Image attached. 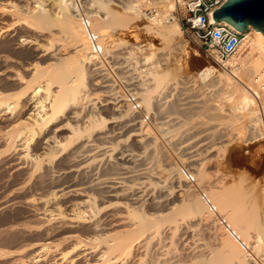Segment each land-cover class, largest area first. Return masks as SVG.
<instances>
[{"label": "bare ground", "instance_id": "obj_1", "mask_svg": "<svg viewBox=\"0 0 264 264\" xmlns=\"http://www.w3.org/2000/svg\"><path fill=\"white\" fill-rule=\"evenodd\" d=\"M25 1L24 3L28 7L29 3L27 1V4ZM178 1L181 3L183 2V0H159L158 4L161 8H163L164 13L167 15L175 9V5ZM92 2V6L95 10V12L91 14V17L93 18V26L96 32L104 35L101 37H106L102 38L104 43L107 39L110 40L112 34L108 32L115 29V27H127L130 22L143 19V16L146 15L143 14L142 6L140 7L143 0H138L137 3L129 2L124 6V11L122 12L112 8L113 5H111V0H93ZM11 4L10 5L13 6L15 10L17 8L16 11L18 12L17 15H19V23L20 21L27 23L32 30L36 29V32H41L45 29L50 30L51 32L53 28H56L58 32L60 31L59 33H61V35L63 34L64 38L62 44L59 45L58 42V47H55V38H48V45L42 44L40 46L44 49L46 48L44 50L45 52L50 51L52 48L53 54L47 55V52L35 55V57L39 59V62L33 64V67H30L32 68L30 79H27L26 76L22 74V70L20 71L16 69L14 71L7 56H5L7 53H19V48L22 47V44H18L17 42L19 41H17V39H11L6 48L0 49V91L1 89L5 91V93L0 92V112L10 111V113L14 114L12 118L4 123L3 128L0 127V147H5L6 150H4L6 152H13L12 155L10 154L11 156H8V158L4 160L5 162H2L4 163L3 171H7L9 178L17 180V178L22 177L23 180L18 184L15 183L17 184L16 188L8 195L16 197H11L13 199H9L1 203L0 210L12 207L15 208L18 206H20V208L26 207L37 217L39 215H45V217L47 216L44 222L41 220L43 224L48 225L47 228L49 225H53L54 227V224L58 223H62V226H64V223L71 224L68 225L70 227H66L68 228L66 231H64L65 228L63 229L62 226H59L61 229L59 228L56 239H53L49 229L44 227L45 225L42 224L40 227L38 225V229H32L33 232L31 230L32 234L35 233L33 241L36 243L27 245L21 253H26L28 255L33 253L35 255L37 254L38 257L54 255L57 253L59 257L62 256L60 259L62 262L69 257V255L79 250L80 246H82L81 244L85 243L82 238L84 237L90 241V243L87 242L89 244H85L84 247L90 246L88 249L91 250L92 253H96V262L102 264H125L129 259L138 257L141 252H144V254L143 256H140L142 259L139 260V264H144L143 262L146 258L152 255L153 248H156L159 252L161 251L160 253L154 251L156 252V255L157 253L160 255L157 258L155 256V258L152 257V259H150L151 261H154L155 259V262H152L153 264H264V205H261L263 200L259 201V197L256 196V198L251 195L252 193L249 194L250 191H252L249 189L250 186H247L248 188L245 186V188L249 189V191L246 189L249 192L246 193V191L244 192L241 188H238V185L237 187H232L236 185V182H234L235 184L233 183L234 185L231 184V187L229 188V186H225V180H222L224 185H221L219 189L217 187L220 186V182L218 183L219 186L214 185L216 188L210 186L207 182L209 179L208 177H210V173L207 172L206 168L209 166V163H212L210 162V159L207 160V157L217 148L219 150L225 148V145L224 147H217L218 145H215L216 142L215 144L212 143L213 141L207 142L211 137L215 138L210 135L213 133L209 132V136L208 134L206 135L209 139L205 136L207 141L203 138L205 139V144L202 143L204 144L203 146H205V149L203 148L204 150L202 149L201 152L195 154L193 153L194 155L189 158L185 157L187 159L181 158L179 160L182 164H186L188 159H192L187 162L189 165L188 168H190L191 162L192 164L193 162H195V165L197 164L196 167L191 164V170H195L194 173L197 177L199 186L208 193L212 202L217 206L220 213L226 217L229 224L241 240L252 249V257H248V254L244 251L241 245L234 238L227 235L217 224L214 216L209 212L201 197L195 193V190L190 185L187 186L188 184H184L182 182V177L179 174V169L182 165L178 166L176 163L172 162L173 160H168L169 157L172 159L174 158L169 156V154H166L168 159H165L164 162L166 163V160H168L167 165L162 164L163 167L159 165L161 163L157 164L156 159L158 158V155L154 160L153 154L152 159L154 161L151 162L152 164L156 161L155 163L157 165L156 167L154 166L153 169L155 170V177L152 175L153 180L156 178L161 181H159V184L155 179L157 183L155 181V183H153L159 184L156 185L158 188L161 183H163V188L167 189V193H165L166 199L164 198L165 200L161 199L163 196L161 197L162 194L160 192V200L166 201V206L164 207L161 205L162 208L159 206V210L162 211V213H159V210L158 213L152 212L151 214H148L145 211V204L147 200L145 197L147 196V192L145 191L146 189L144 186L148 180L145 181L142 178V175L144 177L145 174H148V170L150 168L149 166H151V164L146 163L148 161L142 163L141 160L144 158L143 155L147 158L146 153L149 150L150 154L153 151H155V154L157 151L159 152L160 146L154 129L156 128L160 130L164 137H168L171 132L168 134L165 132H168L170 127H172L171 124H174V121L171 119L172 115L168 119H171L173 122L168 119L165 120V118L162 117V114H159L160 117L155 116L158 114L155 110L158 112L160 111V107L163 110V106H165L163 105L165 103H160L161 100L159 96L161 94L159 95V93H161L169 85H174V90L176 89L180 91H182L181 89L183 87H188L187 85L180 87V84H182L180 80H178L180 77L177 78L178 76H172V72H169L170 70L168 71L166 68L163 69V65H166L162 64L165 58H159L160 60L157 63H152L148 66L150 64L149 62L155 55H144V62L138 61L139 59H136V55L139 51L143 52L142 47L138 45L135 47L134 44L130 45L127 42H122L124 40H121V42L119 40L120 43L118 44L115 43L116 41L113 42V40H108L106 45L104 44L105 52L108 53L109 56L111 55L109 58L115 57V52L118 51V49H127L126 53L123 54H128V56L122 57L121 60H124V63H127L126 67L132 65L134 70L131 72L134 71L137 77L134 74H131V76L134 75L135 77L129 79L130 77H127L129 75L126 73L125 76L128 80V83L126 84H130L131 86V84L134 83L135 85L136 83L139 88V91L136 90V92H134L135 89H132L133 86H128L129 89L127 92L132 91L134 95H137V97L141 100V105L148 114H155L153 115L155 116L154 118H157L158 120V118L162 117L164 120L160 119L157 123L155 121L156 127L152 129L153 127L151 128L150 124H145L142 120L138 119L139 117H136V115V118H133L134 113L131 106L124 104V101L126 100L125 93L123 94L116 90V84L114 85L111 82L112 78L108 70L104 65H98L93 71H96L94 75H96L98 71L103 74L100 79V74L98 73L99 76L97 77L99 80L96 81V85L101 86L98 88L107 89L106 91L104 90V93H108V96H110L109 99L114 100V102L108 100V104L115 105L112 110L113 112L109 115L111 117L109 118L106 116V118L102 116L101 111H99L101 113L95 111L98 109V107L95 109L97 102H101L98 101L100 96L97 98L96 102L92 97L94 94L90 92V90L93 91V87H90L92 66H95L98 62L96 63L95 57L89 50L86 37L82 31L80 23L76 18L74 10L69 6V0H37V5L39 4V7L38 9L32 7V11H34L32 14L28 12L24 13L21 10L19 11L18 4H15V2H11ZM148 19L151 24L147 25L144 23L146 25L144 28H146L148 32H154L160 37L162 36L166 39L179 37L183 34L182 29L177 22L161 24L156 18ZM31 28H28V32H24L25 38L23 43L25 44L26 42L27 45H33L35 43L38 45L41 44L38 43L39 40L32 37L33 35H30L29 31H32ZM245 35V40L243 41V44L237 54L225 62L226 64L222 65L220 70L212 65L204 66L197 72L195 79L193 78L194 81L191 80L195 83L197 79L202 82L209 79V84H205L207 85L205 88L206 93L204 92L206 98L203 96V88H201L203 89V94L200 93L202 95L201 97L204 100V98L207 99L208 95L212 96V94L219 91L221 97L218 103H212L211 101L209 102V100H205L207 103L202 101L200 96H198V92L201 89L196 94V97H199L201 100L198 102L199 99H195L196 97L193 96L195 94V86L191 84L189 86V91H191L192 95L190 94V97L193 96V99L188 95V97L178 95L181 97L184 96V100L188 98V100L191 99L193 102L195 101L194 103L196 106H198L197 104L204 102L205 105L202 106L204 107L203 111L211 112L213 116L216 115L217 117H215L220 121L223 116L222 114H224L222 125H226V127L232 125L231 127L233 128L235 125L237 126L238 124H242L239 122L243 119L237 116V113L239 112L245 113L247 111L246 113H248V115L254 117L256 112L258 113V110L256 109L257 106L260 108L262 107V111L259 107L258 109L264 117V36L261 32L256 31V29L252 27L245 32ZM45 41L46 39L44 42ZM75 45L76 47H74ZM48 46L49 48H47ZM128 48H130V50H128ZM20 54L22 55L21 58H26L27 56L26 52ZM120 56L121 55H119V59L117 60L119 62L121 61ZM214 61L219 64L218 60ZM116 63L118 64V62ZM119 64H121V62ZM235 64L240 65V69L238 71L228 68V66H233ZM141 66H145V69H141ZM115 67L118 68L120 66L116 65ZM100 69L102 70L100 71ZM103 70H105V72H102ZM170 77H172V79ZM129 80H132V82ZM191 81L188 82V84L191 83ZM186 87L184 89H186ZM220 90L222 91L221 93ZM241 91L242 100L239 99V96L237 103H234L233 98L235 97V94H239ZM100 94H102V92ZM157 97L159 98L156 99ZM180 98L179 100L183 102L184 100ZM179 100L178 102H181ZM186 101L183 103L181 102L182 106L189 105V101H187L188 104L185 103ZM196 101L198 103H196ZM102 102L101 104H103ZM121 102L124 103L121 104ZM190 102V104H194L192 101ZM227 102H230V113H224L227 107L226 105L228 104ZM88 103L89 105L92 103L93 109L90 110V107V111L87 112L85 111L87 110V107L85 106L86 104L88 105ZM191 106H185L186 108L183 106V110H188L190 108V110L193 109V112L195 109L193 106L195 105L192 106V109ZM248 110L251 112H248ZM211 113L209 115H211ZM164 116L167 118L169 115L167 116L166 114ZM259 116L258 118L255 117L254 120H251V127L256 131V135L258 134L257 132H259L263 138L264 132L261 128V119L263 117L260 119ZM174 118L176 122V117ZM136 119H138V121ZM108 124H114V127L110 125L112 128H107ZM200 129L201 128H199V130ZM204 130L206 129L204 128ZM204 130H200L201 132L199 131V134H197L201 136L200 133ZM227 130L229 131V128H224L225 132L223 133L228 134ZM97 132H100V136H98V138L95 137L97 138L95 139L94 134ZM206 132L208 133V130L202 134L205 135ZM252 134L255 137L254 139H256L255 133ZM123 137H126L127 142L132 139L134 142L139 144L140 150L142 148L144 151L142 150L141 153H136V149H132L133 146L130 148L131 145H129V147L125 146L124 148H120L118 142H122L120 138L123 140ZM151 137H153L154 140L151 143H148L150 140L147 142V139ZM169 138L171 137L169 136ZM213 138L211 139L213 140ZM112 139H119L120 141H116L117 143L115 144L111 142ZM83 140L85 142H83ZM96 141H102L103 143H101H106V145H101L100 143V145H97L95 144ZM130 144H132L131 141ZM185 144L189 145L187 143ZM185 144L183 146H186ZM124 145H126L125 142ZM179 147L181 148V146ZM150 148L153 149V151H151ZM198 148L200 149L199 145ZM165 151V148L163 151L161 150L162 154H165ZM190 151H192V149H189V152ZM203 152H205V154ZM97 154H99L98 156L100 157L99 161L101 162L102 160L104 163L109 157L113 156L114 158V155L119 154L118 160H121L123 163L115 159V161L117 160V163H120L110 168V177L105 174L107 175V178L103 177L104 179H98L99 181L97 180L98 182L96 181L97 183H94L96 188H93V182L87 174L84 175V178L88 177V180L86 179V181L82 184L77 183V173H80L82 169L89 170V168L94 165V161L97 160V157L94 158ZM150 154L148 156H150ZM160 155L159 158L161 157ZM102 156L103 158H101ZM106 162H108V160ZM111 164L113 165L114 163L111 162ZM102 167L105 169L104 165ZM220 171L218 174H223ZM107 172L108 171H106V173ZM71 174H73L72 177ZM136 174L141 175L140 178L144 180L145 184H143V182L140 183V180L137 183L135 182V184L133 183L135 178L137 180L139 178ZM69 175L71 179H68ZM101 175H104V172H102ZM149 176L150 177H147V175H145L144 178L147 177V179H152L150 174ZM133 177L134 179H131L133 184L130 181L129 182L131 184H129L127 180ZM214 178L213 180L218 177ZM210 180L211 177L209 182ZM244 180L245 179H243V181ZM173 181H176L178 184L177 191H175L176 186L173 187L174 184L177 185L176 183H174L173 186H170L171 184L168 186V184ZM31 182L32 185L30 184ZM28 183L31 186H29ZM48 183L52 185V191L51 193L49 192L50 194L48 196L44 197V195H41L40 191H42L43 185H47ZM149 183L152 187L153 183L148 182V184ZM142 184L143 187H141ZM27 185L29 187H27ZM222 186H224V189ZM151 187H148V189H151ZM157 187L154 188L156 189ZM163 188L160 189L164 191L165 189L163 190ZM156 190L155 195L157 193ZM153 192L152 195L155 196ZM177 192L180 193L178 197L175 194ZM155 197H157V195ZM158 200L159 199H157V202L159 203ZM155 201L156 199L152 202ZM158 203L155 202L154 204ZM39 204L40 207L44 205L42 210L39 207L37 208ZM262 204H264V202ZM144 206L145 208H143ZM113 208H118V210L112 211ZM163 208H166L167 210H165L164 213ZM157 209L158 208L155 210ZM151 211L153 210H150V212ZM190 222H194V224L188 225ZM182 228H185L186 231H193V238L190 235L192 233L191 231L189 234L191 237L186 235L190 239L192 238L191 243L193 245L188 246L191 244L190 241H188L190 243L188 244V242L183 239V242H187L184 246L187 245L189 248L186 247L178 249V242H182V239H179L181 238L179 233L182 232L180 231ZM166 229L169 231L168 236L170 237V241L166 239L167 237L165 238L170 242V244H166L169 245V247H166V245L163 244V242L166 241L165 239V241L162 242V238L165 236L163 234L167 231ZM25 233H20L22 234V238L27 237ZM28 233L30 232L28 231ZM184 233L187 234L189 232ZM205 233L206 235L204 236ZM207 235L209 239L206 238ZM203 237L208 239V242ZM68 243H71V246L69 248H65ZM161 245H164L166 248ZM162 247L166 250H162ZM69 264H71V262Z\"/></svg>", "mask_w": 264, "mask_h": 264}, {"label": "rangeland", "instance_id": "obj_2", "mask_svg": "<svg viewBox=\"0 0 264 264\" xmlns=\"http://www.w3.org/2000/svg\"><path fill=\"white\" fill-rule=\"evenodd\" d=\"M0 1H2V2H0V49H3V48H6L7 46H8V44H9V41L11 40V39H17V41H19V42H17L18 44L20 43V45L22 44V47H20L19 48V53H17V54H5V56H7V58H8V60H9V63H10V65L12 66V68L14 69V71L17 69V70H22L21 72H22V74L23 75H25L26 76V78L27 79H30V77H31V72H32V68H30L31 66L33 67V64H35V63H37V62H39V59L38 58H36L35 57V55L36 54H38V53H40V54H44V53H47V55L48 54H53V49L51 48L50 49V51H47V52H45L44 50L46 49H44L43 47H40L42 44H44V45H48V41H49V39L51 38H55V42H54V44H55V47H58L60 44H62V41L64 40V38H63V34L61 35V33H59L58 32V30L56 29V28H53L52 30H51V32H53V33H51L50 32V30H43V31H41V32H39V31H35L34 29L32 30V28L27 24V23H25V22H22V21H20V23H19V19H18V17H19V15H17V8H16V10H15V8L13 7V6H11L12 4H11V2L12 3H14L15 2V4H18V9H19V11L21 10L22 12H24V13H30V14H32V12H34V11H32V7L34 8H37L38 9V7H39V4L37 5V0H24L26 3H27V1H28V3H29V6L27 7V5L24 3V1L23 0H17V2H16V0H9V2H8V0H0ZM7 1V2H6ZM22 1V2H21ZM32 1V2H31ZM93 0H91V1H89L90 2V7H89V10H90V12H89V14L91 15L93 12H95V10H94V8H93V2H92ZM124 4H121L118 0H111V5H113L112 6V8L113 9H116L117 11H119V12H122V11H124L123 9H124V6L125 5H127L129 2L131 3H135V1L133 2V1H131V0H121ZM184 1V0H183ZM22 4H21V3ZM31 2V3H30ZM110 2V1H109ZM27 3V4H28ZM11 4V5H10ZM28 8H30V9H28ZM48 8H50V7H48ZM93 8V9H92ZM94 10V11H93ZM26 11V12H25ZM142 11H143V14L145 15V12H144V10L142 9ZM16 12V13H15ZM13 14V15H12ZM17 15V16H16ZM144 18H146V19H144ZM143 20V21H142ZM147 24V25H149V24H151L150 23V21H149V19L147 18V16L145 15V16H143V19H140V20H135V21H132V22H130L129 23V26H127V27H123V26H118L117 28L115 27V29H113L112 31H110V32H108V33H110V34H112L111 35V37H110V40L109 39H107V41L106 42H108V40L109 41H112L113 40V42H115L116 44H118V43H120L121 42V40H124V41H122V42H127L128 44H134L135 45V47L138 45V46H140V47H142V49H143V52H141V51H139L138 52V54L136 55V59L138 60V61H141V62H144V60H143V58H145L144 57V55H146V56H150V55H152V54H154L155 56L152 58V60L149 62L150 64L148 65V66H150L152 63L154 64V63H157L160 59H164L165 58V60L163 61V63L162 64H166V65H163V69H165L166 68V70H170L169 72H172V76L173 75H175V76H178L177 78H179L180 77V79H178V80H180V82L182 83V84H180L179 86L180 87H183L184 85H187L188 87H186V89H184L185 87H183L181 90L182 91H180V90H174V88L173 87H175L174 85L172 86V85H169L167 88H165L161 93H159V97H160V100H161V102L160 103H165V104H163V105H165V106H163V110H162V108L160 107V111H156L155 110V112L156 113H158L157 115H155V114H151V122L150 123H148V124H150V126H151V128L152 129H154L155 127H156V123L160 120V119H163L164 120V118H165V120H167L168 118H170L171 117V115H172V117H171V119L174 121V124H171L172 125V127H170V130L168 131V132H165V133H170L169 135H168V137H164L162 134H161V132H160V130H158V129H154V132H155V135L157 136V138H158V142H159V146H160V148H159V152L157 151V153L155 154V151H153V149H151V151H153V152H151V154H150V150L146 153V155H147V158H145V155H143L144 156V158H143V160H141L142 161V163L143 162H146V161H148V162H146V163H150L151 164V162H153L155 159H156V156L159 158V155L161 156L159 159L157 158L156 160H157V164H159V163H161V164H159V165H161L162 167H163V165L162 164H164V165H167V161L168 160H170L171 159V161L172 162H174V163H176L178 166H181V165H184V166H186V165H188V161L190 160H192V159H188L187 161H186V164H182V162L179 160V159H181V158H184V159H187V158H189L190 156H192V155H194L195 153H198V152H201L202 151V149L204 148L205 149V146H203L204 144H205V139H206V141H207V134H208V136H209V134L210 133H213V134H210L211 136H214L215 138H213V137H211V138H213V140L210 138V140H208L207 142H209V141H213L212 143H214L215 144V142H216V146L217 147H221V146H223L224 147V145H225V148L223 149L222 148V150L220 149H216L215 151H213V152H211L210 154H209V156L207 157V160L208 159H210L209 161L210 162H212V163H209V166L206 168V170H207V172H209L210 173V177H211V180H210V182H209V179H210V177H208L209 179L207 180V182L210 184V186H212V187H215L216 185H218V183L220 184V186L219 187H217L218 189L221 187V185H224L225 183V186H229V188L231 187V184L232 185H234L235 183L234 182H236V185L235 186H232V187H237V185L239 186L238 188H241L244 192L246 191V193H249L248 191H249V189H251L252 191H250V193L249 194H251V195H253L254 197H259L258 198V200L259 201H262L261 202V205L263 206L264 204H262L263 202H264V194H263V182H264V135H263V138H262V136L260 135V133L259 132H257L258 134L256 135V131L251 127V120H254L255 119V117H257L258 118V116L261 114V109H262V107L260 108L259 106H257L256 107V109L258 110V113L256 112V115L254 116V117H251L250 115H248V113H237V116L238 117H241L243 120H241L239 123H242V124H238L237 126L235 125V127L233 126V128L231 127L232 125H230L229 127H226V125H222V122H223V116H224V114H222L223 116L220 118L221 119V121L218 119V118H216L215 116H213V114L211 113V112H209V111H203L204 110V107H202L203 105H205V103H207V102H205V100L206 101H208L209 100V102L211 101L212 103L213 102H215V103H218V101H220V97H221V94H219V91H217V92H215L214 94H212V96H207V99H205L206 98V95H205V93H206V86L209 84L208 82H209V79L208 80H206L205 82H202V81H199L198 79L195 81V83L194 82H192V81H194L193 80V78L195 79V75L197 74V72L202 68V67H204V66H209V65H212V66H215L217 69H221L222 67V65H225L226 63H224V64H218V63H216L215 61H214V59H212V58H210V57H208L203 51H202V49H201V47H200V43L198 42V41H196V40H194V38H192V37H190V36H187V35H184V34H182L181 36H179V37H171V38H163L162 36L160 37L159 35H157V34H155L154 32H148V30H146V28H144L146 25L145 24ZM28 28H31V32L29 31V33H30V35L34 38V39H36V40H39L38 41V43H41V44H31V45H27L26 44V42H25V44L23 43L24 41V38H25V33L26 32H28L27 30H29ZM124 29V30H123ZM21 32H22V34H21ZM25 32V33H24ZM47 32H49V33H47ZM24 33V34H23ZM51 34V35H50ZM52 34H53V36H52ZM24 35V36H23ZM35 35V36H34ZM59 35V36H58ZM108 35V34H107ZM37 36V37H36ZM100 36H104L103 34H100ZM22 37V38H21ZM46 39V41L44 42V40ZM49 38V39H48ZM102 38H106V37H102ZM113 38V39H112ZM119 40H120V42H119ZM61 41V42H60ZM58 42H59V45H58ZM106 42L104 43V41H103V43L106 45ZM46 43V44H45ZM24 44V45H23ZM4 45V46H3ZM25 45H26V47H25ZM78 45V44H77ZM104 45V46H105ZM73 46V45H72ZM55 47H54V49H55ZM74 47H76V45L74 46ZM73 47V48H74ZM24 48V49H23ZM27 48H29V49H27ZM47 48H49V46L47 47ZM105 48V47H104ZM120 48H122V47H120ZM20 49H21V51H20ZM23 49V50H22ZM26 49V50H25ZM71 49H72V47H71ZM118 49V48H117ZM126 50L127 49H125V50H120V49H118V51H116V52H118V53H116L115 52V57L117 58V56H118V58L116 59L115 57H113V58H109L110 56H109V54L108 53H106V55H107V57H106V61L104 60V61H102L101 63H103V65L105 66V68L108 70V72L110 73V76H111V82L116 86V90L117 91H119V92H121V93H127V90L129 89V87L128 86H130V84H126V83H128V80H127V77H130L129 79H131V78H134L136 75H135V72L133 73V72H131L132 70H134L133 69V67H132V65L131 66H128V67H126V65H127V63H124V60L122 61L121 60V58L122 57H126V56H128V54H123V53H126ZM128 50H130V48H128ZM29 51V52H28ZM27 53V56H26V58H21L22 57V55L20 54V53ZM50 52V53H49ZM122 53V54H121ZM31 54V55H30ZM119 55H121L120 56V62H121V64H119L120 62L119 61H117L118 59H119ZM241 55V54H240ZM10 56V57H9ZM164 56V57H163ZM139 57V58H138ZM160 58V59H159ZM21 61H20V60ZM110 59V60H109ZM114 59V60H113ZM141 59V60H140ZM169 59V60H168ZM136 61V60H135ZM165 61H167V62H165ZM27 62V63H26ZM116 62H118V64L116 63ZM165 62V63H164ZM97 63V62H96ZM95 63V64H96ZM123 63V64H122ZM117 66H120V67H118V68H116L115 66L116 65ZM98 65H100L99 63H97L95 66H92V70H91V72L93 73H91V75H90V81H91V85H90V87H93L92 89H93V91L92 90H90V92L91 93H93L92 95V97L95 99V101L97 102V98L100 96V98H98V101H103L102 103L104 104H101V102L100 103H98L97 102V104H96V108L95 109H97V107H98V109L97 110H95V111H97V112H99V111H101V112H99V113H101L102 114V116H104V117H111V116H109V115H111V112H113L112 110H113V107L115 106V105H112V104H108L109 102H108V100L110 101L111 100V102H114V100L113 99H109L110 98V96H108L109 94L108 93H104V88H98V87H101V86H98V85H96V81L97 80H99V78L101 79V75L103 74V73H99V71L97 72V74L96 75H94L95 73H96V71L95 72H93L94 71V69H95V67L96 66H98ZM122 65V66H121ZM101 66V65H100ZM112 66V67H111ZM134 66H135V64H134ZM115 67V68H114ZM132 67V68H131ZM147 67V66H146ZM28 69V70H27ZM115 69H117V70H115ZM141 69H145V66H141ZM102 69H100V71H101ZM121 70V71H120ZM111 71V72H110ZM102 72H105V71H102ZM107 72V71H106ZM25 73V74H24ZM98 73L100 74V77L98 78L97 76H99L98 75ZM124 73V74H123ZM126 73H127V75H129V76H125L126 75ZM131 74H134V75H132L131 76ZM171 74V73H170ZM93 75V76H92ZM29 76V77H28ZM91 76H92V78H91ZM94 77V78H93ZM96 77V78H95ZM125 77V78H124ZM137 77V76H136ZM98 78V79H97ZM171 79H172V77H170ZM174 78V77H173ZM182 78V79H181ZM95 79V80H94ZM126 79V80H125ZM134 80H136V79H134ZM133 80V81H134ZM192 80V81H191ZM130 82H132V80H129ZM191 81V83H189L188 84V82H190ZM129 82V83H130ZM172 82V81H171ZM179 82V81H178ZM179 82V83H180ZM120 83V84H119ZM184 83V84H183ZM187 83V84H186ZM192 83H194V84H192ZM204 83V84H203ZM207 83V85H205ZM211 83V82H210ZM92 84H93V86H92ZM190 84L191 85H194L195 87V94L193 95L194 97H196V94H197V92L201 89V88H203L204 89V91H203V93H204V100L202 99V95L200 94V93H202V90L203 89H201L199 92H198V96H200V99H202V101H204L203 103L201 102V103H199V104H197L199 107H200V109H199V107L198 106H196V104L193 102V100H191L190 98H192L193 99V96L192 97H190V94L192 95V93H191V91H189V86H190ZM118 85V86H117ZM128 87V88H126V87ZM131 86H133L132 87V89H135L134 90V92H136V90L137 91H139L138 89V84H136L135 83V85H134V83L133 84H131ZM130 86V87H131ZM172 87V88H171ZM200 87V88H199ZM97 88V89H96ZM123 88V89H122ZM137 88V89H136ZM171 88V89H170ZM102 89V90H101ZM131 89V88H130ZM178 89V88H177ZM198 89V90H197ZM107 90V89H106ZM105 90V91H106ZM168 90V91H167ZM1 93H5V91L4 90H2L1 89V91H0ZM102 92V94H100V93ZM132 92V91H131ZM222 91L220 90V93H221ZM99 93V94H98ZM189 93V94H188ZM202 93V94H203ZM241 94V95H240ZM96 95V96H95ZM178 95H184V96H186V97H190L189 99L190 100H188V98H186L185 100H184V98L183 97H181V96H178ZM188 95V96H187ZM237 96V97H236ZM240 96V100H242V91L239 93V94H235V97L233 98V101H234V103H237V101L239 100L238 99V97ZM159 97H157L156 99H158ZM182 98V100H184V101H189L188 103H189V105L191 106H193V105H195V106H193V107H195V109H194V111L192 112V106H191V109L192 110H190V108L188 109V110H183V106L185 107H190L189 105L187 106V105H183L182 106V103L184 102H182L181 100H179V98ZM209 97V98H208ZM112 98V97H111ZM180 98V99H181ZM195 99H199V97L197 98H195ZM194 99V100H195ZM198 100V102H200L201 100ZM178 100L179 101H181V102H178ZM141 101V100H140ZM187 101L185 102V103H187ZM190 101H192V103H194V104H190L191 102ZM94 102V101H93ZM95 102V103H96ZM197 101H196V103H198ZM107 103V104H106ZM124 102H121V104H123ZM179 103H180V105H179ZM187 103V104H188ZM228 103V104H227ZM226 104V109H225V112L224 113H230L231 112V110H230V102H227ZM125 104V103H124ZM167 104V105H166ZM201 105V106H200ZM100 106V107H99ZM108 106V107H107ZM126 106V105H125ZM85 107H87L86 109L87 110H85V111H90V110H92L93 109V105H92V103H90V105H89V103H88V105L86 104V106ZM91 107V108H90ZM104 107H106V108H104V110H103V108ZM185 107V108H186ZM196 107H197V109H196ZM203 109H202V108ZM254 107V106H253ZM258 107H259V109L261 110H259L258 109ZM89 108H90V110H89ZM102 108V109H101ZM109 110H108V109ZM182 108V109H181ZM107 109V110H106ZM171 109V110H170ZM253 109H255V108H253ZM255 109V111H257ZM103 110V111H102ZM111 110V111H110ZM107 111V112H106ZM186 111V112H185ZM201 111V112H200ZM109 112V113H108ZM177 112V113H176ZM206 112H208V113H206ZM248 112H251L250 110H248ZM103 113H104V115H103ZM211 113V115H209ZM162 114V117H164V118H158V120H157V118H154L155 116L156 117H160V115ZM167 114V118H166V116H164V115H166ZM175 114V115H174ZM202 114V115H201ZM239 114V115H238ZM153 115H155V116H153ZM178 115V116H177ZM12 116H14V114H12V113H10V111H6V112H0V127L1 128H3L4 127V123L6 122V121H8L10 118H12ZM134 117L133 118H136V117H138V116H136L135 117V114L133 115ZM106 117V118H107ZM174 117H176V122H175V118ZM260 117V119L263 117L262 116V114L259 116ZM108 118V119H109ZM178 118V119H177ZM209 118V119H208ZM214 118H216V119H214ZM138 119H140V118H138ZM138 119H136L137 121H138ZM152 119H154V120H152ZM171 119H168V120H171ZM171 120V121H172ZM177 120H178V122H177ZM262 120V124H261V128H262V130H263V132H264V117L261 119ZM155 121H156V123H155ZM162 121V120H161ZM172 121V122H173ZM199 121V122H198ZM220 121V122H219ZM171 122V123H172ZM132 123V122H131ZM178 123V124H177ZM204 123V124H203ZM74 124V123H73ZM146 124V123H145ZM155 124V125H154ZM176 124V125H175ZM200 124V125H199ZM112 127H114V124H108L107 126V128H112ZM170 125V126H171ZM195 125V126H194ZM202 126V127H201ZM204 126V127H203ZM198 127V128H197ZM199 128H201L200 130L202 131V130H204V128L206 129V130H204L203 132L205 133V131H207L208 130V133L206 132V134L205 135H203L202 133H200V135L201 136H199L198 134H199ZM208 128V129H207ZM224 128H229V131L227 130V133L228 134H224L223 132H225L224 131ZM191 129V130H190ZM156 130V131H155ZM187 130V131H186ZM199 130V131H198ZM189 131V132H188ZM200 131V132H201ZM215 131V132H214ZM210 132V133H209ZM98 133V134H97ZM97 133H95L94 134V138L95 137H97L98 138V136H100V132H97ZM182 133V134H181ZM187 133V134H186ZM198 133V134H197ZM252 133H255V135H256V139H254L255 137H254V135L252 134ZM184 134V135H183ZM216 134V135H215ZM180 135H181V137H180ZM186 135V136H185ZM203 135V136H202ZM163 136V137H162ZM169 136L171 137V138H169ZM189 136V137H188ZM195 136H197V137H195ZM201 137V138H199V137ZM207 138H206V137ZM258 136V137H257ZM260 136V137H259ZM193 137H194V139H193ZM253 137V138H252ZM97 138H95V139H97ZM189 138V139H188ZM195 138H196V140H195ZM203 138H205V139H203ZM258 138V139H257ZM260 138H261V140H260ZM189 141H188V140ZM198 139V140H197ZM200 139V140H199ZM209 139V138H208ZM124 141L125 142V144L126 145H124V142L122 143V142H118V141ZM120 140L118 139V140H114V139H112V141L111 142H113V143H119V147L120 148H124L125 146H128L129 147V145H131L130 146V148L133 146V148L132 149H136V153L138 152V153H141L142 152V148H141V150H140V146H139V144L138 143H136V142H134L132 139H130L128 142H127V140H126V137H123V140L120 138ZM150 140V141H149ZM154 139H153V137H151V138H149V139H147V142L148 143H151L152 141H153ZM176 140V141H175ZM194 142H193V141ZM203 140V141H202ZM217 140V141H216ZM230 140V141H229ZM258 140H260V141H258ZM109 141V140H108ZM115 141V142H114ZM117 141V142H116ZM130 141H131V143L132 144H130ZM169 141V142H168ZM198 141V142H197ZM83 142H85L84 140H83ZM97 142V143H96ZM95 142V144H97V145H106V143H104V144H102L103 142L102 141H96ZM102 142V143H101ZM134 142V143H133ZM168 142V143H167ZM190 142V143H189ZM191 142H193V143H191ZM196 142H197V144H196ZM100 143V144H99ZM129 143V144H128ZM185 143H187V144H189V145H186ZM202 143H204V144H201ZM218 143V144H217ZM122 144V145H121ZM135 146H134V145ZM186 145V146H183V145ZM109 145V144H108ZM124 145V146H123ZM172 145V146H171ZM176 145V146H175ZM191 145V146H190ZM198 145H199V147H200V149L198 148ZM164 146V147H163ZM167 147V149H166V147ZM179 146H181V148L179 147ZM183 146V147H182ZM202 146V147H201ZM169 147V148H168ZM174 147H175V149H174ZM179 147V148H178ZM214 147V146H213ZM212 147V148H213ZM227 147V148H226ZM164 148H165V150L167 151V153H166V151H165V154H162V152H161V150L163 151L164 150ZM183 148V149H182ZM6 150V148L5 147H3V146H1L0 147V204L1 203H3V202H5L6 200H9V199H13V198H11V197H16V196H13V195H11V196H8L9 194H11V191H13L15 188H16V185L18 184V183H20V182H22L23 180H22V177H19V178H17V180L15 179H13V178H9V175L7 174V171H3V165H4V163H2V162H5L4 160H6L7 158H8V156H11L12 154H13V152L12 151H8V152H6L5 150ZM177 149V150H176ZM189 149H192V151H190L189 152ZM198 149V150H197ZM203 149V150H204ZM173 152H172V151ZM175 150V151H174ZM179 150V151H178ZM197 150V151H196ZM200 150V151H199ZM220 152H219V151ZM5 151V152H4ZM144 151V150H143ZM168 151H170V152H168ZM188 153H187V152ZM6 153V154H5ZM9 153V154H8ZM94 153V152H93ZM164 153V152H163ZM190 153V154H189ZM194 153V154H193ZM204 154H205V152H203ZM217 153V154H216ZM11 154V155H10ZM100 154V153H99ZM99 154H97V156H95L94 158H96L97 160L96 161H94V165H92V167L91 168H89V170L88 169H82L81 171H80V173L78 172L77 173V183H79V184H82L83 182H85L86 181V179L89 177L90 178V180L93 182L92 184H93V188H96V186H94L95 184V182L99 179H101L102 180V178L104 177V178H107V175H108V177H110V173H111V171H110V168L112 167V166H116V164H118V163H123L121 160H118V157H119V154H116V155H114V158H113V156H111V157H109L108 159H106L105 160V163L101 160V162L99 161L100 160V157L98 156ZM150 154V156H148ZM154 154V160L152 159V155ZM169 154V156H171V157H174L173 159L172 158H170L169 156V159L167 158V155ZM175 154V155H174ZM239 154V155H238ZM4 155V156H3ZM165 155H166V157H165ZM189 155V156H188ZM117 157V158H116ZM148 157H150V158H148ZM185 157H187V158H185ZM210 157V158H209ZM101 158H103V156L101 157ZM114 159V160H112V159ZM214 158V159H213ZM115 159H117L118 161H120V162H116L115 161ZM145 159V160H144ZM164 159V160H163ZM165 159H168V160H166V163H164L165 162ZM108 160V162H106ZM111 160V161H110ZM150 160V161H149ZM110 161V162H109ZM114 161V162H113ZM96 162H97V164H96ZM111 162L112 163H114L113 165L111 164ZM156 162V161H155ZM152 163L151 164V166H149V165H147V166H149L150 168H149V170H148V174H145V175H147V177H150L149 176V174L151 175V178L152 179H150V178H148L147 179V177L146 178H144L145 177V175H144V177H143V175H142V178L146 181V180H148V182H154L155 181V179L156 178H154V180H153V177H155V174H154V172H155V170H153L154 169V166L156 167L157 165H156V163ZM103 163V164H102ZM195 162H193V164H192V162H191V164L194 166V167H196V165L194 164ZM198 163V162H197ZM190 164V163H189ZM191 164H190V170H191ZM2 165V166H1ZM100 165H104V167H105V169L102 167V166H100ZM109 165V166H108ZM146 166V167H147ZM219 166V167H218ZM99 168V170H98V168ZM153 167V168H152ZM167 167V166H166ZM186 167H189V165L188 166H186ZM230 167V168H229ZM103 169V170H102ZM222 169H224V170H222ZM98 170V171H97ZM104 170H106V171H108L109 172V174H108V172L106 173V171H104ZM221 170V171H220ZM192 171H193V169H192ZM221 172V173H223V174H221V175H219L218 174V172ZM230 171H231V173H230ZM100 172H101V174H102V172H104V175H101L100 174ZM123 172V171H122ZM193 172H195V170L193 171ZM153 173V174H152ZM209 173H208V175H209ZM88 175V177L86 178H84V175ZM100 174V175H99ZM105 174H107V175H105ZM216 174V175H215ZM218 174V175H217ZM235 174V175H234ZM7 175H8V177H7ZM72 175L73 174H71V177H72ZM91 175H92V177H91ZM137 175V177H139L138 178V180L135 178L134 179V177L133 178H129L128 180H127V182L129 183V184H131L132 182V180L134 179V180H136V181H134L133 180V183L135 184V182L137 183V182H139V180L141 181L140 183H142L143 182V184H145L144 183V180H142V178H140L141 177V175H138V174H136ZM152 175H153V177H152ZM228 175H229V177H228ZM230 175H231V177H230ZM233 175H234V177H233ZM7 177V178H6ZM71 177H70V175H69V178L68 179H71ZM216 177H218V178H215ZM9 178V179H8ZM103 178V179H104ZM213 178L215 179V180H213ZM226 178V179H225ZM227 178H228V180H227ZM234 178V179H233ZM21 179V180H20ZM95 179V180H94ZM132 179V180H131ZM149 179H150V181H149ZM221 179V180H220ZM243 179H245L244 181H243ZM20 180V181H19ZM88 180V179H87ZM98 180V181H99ZM152 180V181H151ZM157 181H158V183L160 184V180H158V179H156ZM182 180V182L184 183V184H187V183H185V181H183V179H181ZM220 180V181H219ZM224 181V184H223V181ZM237 180V181H236ZM15 181V182H14ZM97 181V182H98ZM131 183H130V182ZM160 181V182H159ZM212 181V182H211ZM218 181V182H217ZM221 181H222V184H221ZM238 181H239V183H238ZM96 182V183H97ZM148 182H146V185L144 186V188L146 189L145 191L147 192L146 194H147V196L145 197L147 200H146V204H145V206H146V209H145V211L148 213V214H151L152 212L154 213V212H157L158 213V210H159V208L161 207L162 208V206H166L165 204H166V201H163V200H165L166 199V194L165 193H167V189H165V188H163V183H161V185L159 186V188L156 186V185H159V184H154L153 183V185H152V187L154 186V187H157L156 189L154 188H152L151 186H150V183L148 184ZM217 182V183H216ZM15 183H17V184H15ZM132 183V184H133ZM157 183V182H156ZM174 183H176V181H173V182H171V183H169L168 184V186L170 185V186H173V184ZM214 183V184H213ZM228 183H230V184H228ZM234 183V184H233ZM238 183V184H237ZM31 185H32V182L30 183ZM29 183H28V185L29 186H31ZM143 184H142V186L141 187H143ZM148 184V185H147ZM177 184V183H176ZM7 185V186H6ZM27 185V187H29ZM215 185V186H214ZM138 186H139V184H138ZM176 186V187H175ZM177 186H178V184L177 185H175L174 184V186L173 187H175L176 188V190L175 191H177ZM187 186H189V184L187 185ZM245 186L247 187H249V189H247V188H245ZM148 187H151V189L149 188L148 189ZM224 186H222V188H223ZM43 189H42V191H40V193H41V195H44V197H46V196H48L50 193H51V191H52V185L51 184H47V185H43V187H42ZM45 188V189H44ZM160 188H163V190L165 189L166 190V192H165V190L164 191H162ZM216 188V187H215ZM221 188V189H222ZM225 188H228V187H225ZM253 188V189H252ZM49 189V190H48ZM224 189V188H223ZM248 191H247V190ZM150 190V191H149ZM155 190L157 191V193H156V195H157V197H155L156 195H155ZM7 191H9V192H7ZM45 191V192H44ZM154 191V192H153ZM50 192V193H49ZM149 192V193H148ZM152 192L154 193V195L155 196H153L152 195ZM160 192H161V194H160ZM159 193V194H158ZM178 193V194H177ZM177 193H175L176 195H177V197L179 196V192H177ZM13 194V193H12ZM150 196H149V195ZM160 195H161V199H163V200H160ZM165 195V196H164ZM152 196V197H151ZM6 197V198H5ZM28 197H30V196H28ZM43 197V196H42ZM154 197V198H153ZM256 197V198H257ZM148 198H150V199H148ZM165 198V199H164ZM4 199V200H3ZM156 199V203H158L157 202V199H159L158 201H159V205L158 204H154L155 202H152V201H154ZM148 200H149V202H148ZM150 205H149V204ZM152 204V205H151ZM41 205H43V204H41ZM150 207H149V206ZM153 205H154V207H153ZM156 205V206H155ZM162 205V206H161ZM145 206L143 207V208H145ZM153 207V209H152V207ZM160 206V207H159ZM40 208L41 210L43 209V207H44V205L43 206H41L40 207V204L37 206V208ZM158 208L157 210H155L156 208ZM155 208V209H154ZM48 209H50V208H48ZM153 210V211H151L150 212V210ZM3 210V211H2ZM2 210H0V264H69L70 262H71V264H102V263H99V262H96V253H92V251L91 250H89L88 248L90 247H84V245L85 244H89L90 243V241L88 240V239H86V238H84V237H82L84 240V244H81L82 246H80V248H79V250H77V251H75L73 254H71V255H69V257H67L64 261H60V259H61V257L62 256H60L59 257V255H57V253L56 254H54V255H47V256H40V257H38L37 256V254L35 255V254H26V253H21L22 252V250L24 249V247H26L27 245H29V244H33V243H36L35 241H33V239H34V235H35V233H31V230L33 229V230H35V228L36 229H38L42 224H43V222L45 221V218H47V216L45 217V215L44 216H35L28 208H26V207H21L20 208V206H18V207H12V208H7V209H2ZM116 211V210H118V208H113L112 209V211ZM162 210V209H161ZM163 213L165 212V210H166V208H163ZM12 211V212H11ZM149 211V212H148ZM160 211V210H159ZM167 211V210H166ZM4 213V214H3ZM20 213V214H19ZM31 213H32V215H31ZM159 213H162V211H160ZM28 214V215H27ZM39 219V220H38ZM43 222H42V221ZM41 221V222H40ZM188 224V223H187ZM191 224H194V222H190L188 225H191ZM38 225H39V227H38ZM43 225H45L44 227L46 228V229H49V232H51L50 234L52 235V237H53V239H56L57 238V233H58V231H59V228L61 229V227H59V226H62V223H58V224H54V227H53V225H49V227L47 228V224H43ZM56 225V226H55ZM64 226H62L63 227V229H64V231H66V229H68V228H66V227H70V226H68V225H71V224H68V223H64L63 224ZM66 225V226H65ZM27 226V227H26ZM33 226H35V227H33ZM17 227V228H16ZM57 228V229H56ZM2 229V230H1ZM57 231H56V230ZM18 230V231H17ZM33 230H32V232H33ZM51 230V231H50ZM167 231L166 232H164V234L163 235H165L163 238H162V242L163 241H165L166 239L167 240H169L170 241V237L168 236L169 235V231H168V229H166ZM3 231H4V233H3ZM9 231V232H8ZM17 231V232H16ZM27 231V232H26ZM28 231L30 232V233H28ZM180 231H182V232H180ZM179 232V236L181 237V238H179V239H182L181 241V243H180V241L178 242V244H179V246H178V249L180 248H186L187 247V245L186 246H184L185 245V243H187L188 241H190V243H191V240H192V238H193V231H191V230H189V231H186V229L185 228H182V230H180ZM189 232V233H184V232ZM192 233H191V232ZM12 232V233H11ZM15 232V233H14ZM21 232H26L25 233V235L27 236V237H25V238H22V234H20ZM28 233V234H27ZM56 233V234H55ZM168 233V234H167ZM191 233V234H190ZM15 234V235H14ZM30 234V235H29ZM166 234H167V236H166ZM189 234L192 236V238L190 239L189 237H191V236H189ZM9 235V236H8ZM29 235V236H28ZM186 235H188V236H186ZM206 235V233L204 234V236ZM12 236V237H11ZM3 237V238H2ZM10 237V238H9ZM14 237V238H13ZM167 237V238H166ZM183 237H185V238H183ZM188 237V238H187ZM202 237V236H201ZM166 238V239H165ZM204 238V237H203ZM206 238H208V235H207V237ZM206 238H204L207 242H208V239H206ZM5 239V240H4ZM165 239V240H164ZM183 239H185L184 241L185 242H183ZM14 242H13V241ZM166 240V241H167ZM165 241V242H166ZM169 241H167L166 243L165 242H163V244H170V242ZM210 241V240H209ZM87 242H89V243H87ZM189 242H188V244H190ZM9 244H10V246H9ZM18 244V245H17ZM177 244V243H176ZM212 244V243H211ZM193 244L191 243L190 245H188V246H192ZM71 246V243H68L66 246H65V248H69ZM161 246H163L164 247V245H161ZM169 247V245H166V247ZM162 247V248H163ZM166 247H164V248H166ZM162 249V250H166V249ZM177 248V247H176ZM187 248H189V247H187ZM156 249V248H155ZM154 248H153V251H152V255H150L149 257H147L146 258V260L143 262L144 264H146L147 262L148 263H152V262H155V259H154V261L152 260H150V259H152V257L153 258H155V256H156V258L157 257H159V255L160 254H158L157 253V255H156V252H159V251H157V249L155 250ZM154 251H156V252H154ZM154 252V253H153ZM161 252V251H160ZM159 252V253H160ZM10 253V254H9ZM8 254V255H7ZM14 254V255H13ZM143 254H144V252H141V253H139V255H138V257H136V258H133V259H129L125 264H139V260H141L142 258H140V256H143ZM155 254V255H154ZM35 255V256H34ZM55 255H57V256H55ZM140 258V259H139ZM56 259V260H55ZM68 259V260H67ZM75 260V261H74ZM148 260V261H147ZM151 262H150V261ZM60 261V262H59ZM59 262V263H58ZM138 262V263H137ZM147 263V264H148ZM153 264V263H152Z\"/></svg>", "mask_w": 264, "mask_h": 264}, {"label": "built area", "instance_id": "obj_3", "mask_svg": "<svg viewBox=\"0 0 264 264\" xmlns=\"http://www.w3.org/2000/svg\"><path fill=\"white\" fill-rule=\"evenodd\" d=\"M89 1L91 0H69V6L74 10L76 18L80 23L90 52L95 57V61L102 66L103 63L101 62L104 60L106 61L107 56L102 37L95 31L93 18L89 14ZM118 1L124 4L121 0ZM131 1L138 2V0ZM227 1L228 0H184L182 3L178 1L175 5V9L167 15L158 4L159 0H143L140 7L142 6L147 18H156L161 24L179 23L183 34L198 41L202 51L208 57L218 60L220 64H224L237 54L246 37L245 33L239 32L227 22H213L214 11L222 7ZM210 25L211 28L208 30ZM228 68L238 71L240 65L235 64L233 66H228ZM125 96L126 100L124 102L126 105L131 106L133 113L144 123H150L151 114L146 112L137 95H134L133 92H127ZM179 174L182 179L195 190V193L201 197L209 212L214 216L217 224L223 231L241 245L248 254V257H252V249L241 240L226 217L220 213L217 206L212 202L208 193L199 186L195 173L188 167L182 165L179 169Z\"/></svg>", "mask_w": 264, "mask_h": 264}, {"label": "water", "instance_id": "obj_4", "mask_svg": "<svg viewBox=\"0 0 264 264\" xmlns=\"http://www.w3.org/2000/svg\"><path fill=\"white\" fill-rule=\"evenodd\" d=\"M213 19L215 23L227 22L241 33L252 27L264 36V0H228L214 11Z\"/></svg>", "mask_w": 264, "mask_h": 264}]
</instances>
